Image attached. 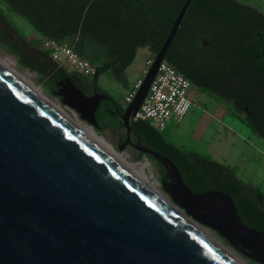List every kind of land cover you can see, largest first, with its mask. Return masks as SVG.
<instances>
[{"label": "water", "instance_id": "water-1", "mask_svg": "<svg viewBox=\"0 0 264 264\" xmlns=\"http://www.w3.org/2000/svg\"><path fill=\"white\" fill-rule=\"evenodd\" d=\"M191 3L185 0L120 115L126 140L118 150L151 156L165 171L161 187L174 208L247 259L264 264V233L241 222L230 197L193 193L168 158L130 138L131 116ZM57 86L54 96L99 128L95 114L108 97H86L69 79ZM0 264L237 263L0 66Z\"/></svg>", "mask_w": 264, "mask_h": 264}, {"label": "trees", "instance_id": "trees-1", "mask_svg": "<svg viewBox=\"0 0 264 264\" xmlns=\"http://www.w3.org/2000/svg\"><path fill=\"white\" fill-rule=\"evenodd\" d=\"M118 1L129 3L125 17L113 15L124 7L112 8L111 3ZM184 2L15 0L19 8L15 12L41 39L67 42L81 59L95 67L96 75L89 80L59 68L49 51L31 47L1 13L0 46L15 56L21 66L37 73L43 87L52 95L58 90L57 83L64 79H69L82 93L95 89L106 95L108 101L102 102L95 114L97 130L111 131L121 144L126 140L120 120L123 107L99 87L98 78L110 72L126 89L125 71L133 63L137 49L146 44L155 56ZM257 33L263 37L260 43L255 42ZM262 51L264 15L236 0H192L165 60L197 89L233 104L240 121L264 141V64L261 66L258 61ZM130 128L131 140L168 158L193 193L225 194L233 200L241 222L264 233V194L259 188L241 181L229 166L206 155L180 150L145 121H130ZM135 157L140 160L143 156L135 151ZM145 158L162 167L151 156Z\"/></svg>", "mask_w": 264, "mask_h": 264}, {"label": "rangeland", "instance_id": "rangeland-1", "mask_svg": "<svg viewBox=\"0 0 264 264\" xmlns=\"http://www.w3.org/2000/svg\"><path fill=\"white\" fill-rule=\"evenodd\" d=\"M236 1L251 8H255L259 12L264 14V0ZM0 10L4 14L6 19L13 25V27L23 35V37L31 47L42 49L41 37L33 30V28L27 23V21H25L19 15H15L11 10L6 9L2 2H0ZM147 57L148 55L146 50L141 49L137 53L133 63L129 66L127 72L125 71L128 82V86L126 89H124L119 83H117V81H115L110 72H105L98 78L99 87L107 92L113 99L118 101L121 106H124V96L127 93L128 89L132 86V84L141 77L140 72L141 69L145 66ZM0 58L3 60H7L9 65L15 72L17 71L19 75H21L23 78H25L27 81L41 90L48 99L64 109L71 118H77L81 123L91 127L90 125L82 121L75 113V111L64 106L58 97L50 94L43 87V84L40 82V76L37 73L31 72L27 68L21 66L18 63L17 58L7 53L5 48L1 46ZM187 95L191 100L192 105L186 115L180 122L171 120L167 124L164 131L161 132L162 136L167 142L172 143L182 151L196 152L198 154L200 153V155H206L218 163L226 164V166L233 164V162H231L229 159L226 160V156L231 155L234 158H243L245 160L254 157L256 161L262 160L261 166L264 167V149L261 151V154L256 149V146L249 147L248 143L243 142V139L245 140L249 137H251V139L254 141L255 139H257L259 142V147H262V145H264V141L258 138L246 124L238 120H232L230 118L232 113L230 105L225 104L208 92L197 89L193 85H191ZM217 127L218 129H216ZM91 128L95 130L94 132L98 136H103L102 138H104L115 151L124 156L129 162L147 164V167H145V174L147 178L151 183L154 184L157 191L169 203H171L170 198L162 190V172L161 168L158 165L150 162L145 157H141L140 160H137V158L135 157V151L131 148H127L124 152H120L118 150V146L120 144L119 139L111 131H100L93 127ZM232 169L235 171L237 170L236 168ZM238 178L243 182H248L244 181L245 177L240 178V176H238ZM259 189L264 194V183L259 187ZM197 226L205 233H207L216 243L218 242V244L224 250L231 254L241 264H258L252 260L247 259L236 250H234L213 230L201 225Z\"/></svg>", "mask_w": 264, "mask_h": 264}, {"label": "built area", "instance_id": "built-area-1", "mask_svg": "<svg viewBox=\"0 0 264 264\" xmlns=\"http://www.w3.org/2000/svg\"><path fill=\"white\" fill-rule=\"evenodd\" d=\"M42 50L49 51L53 62L69 74L85 78L96 75L95 67L81 59L67 42L43 38ZM153 61L154 56L146 59L145 66L140 72L141 77L132 84L124 96L123 110L133 101ZM191 85L189 79L164 59L140 109L131 116V121H145L157 132L164 131L171 120L180 122L192 105L187 95Z\"/></svg>", "mask_w": 264, "mask_h": 264}, {"label": "bare ground", "instance_id": "bare-ground-1", "mask_svg": "<svg viewBox=\"0 0 264 264\" xmlns=\"http://www.w3.org/2000/svg\"><path fill=\"white\" fill-rule=\"evenodd\" d=\"M0 66L7 71L11 76H13L17 81H19L23 86H25L29 91H31L34 95L40 98L43 102H45L48 106H50L53 110H55L58 114H60L63 118H65L69 123H71L74 127H76L79 131H81L86 137H88L92 142H94L98 147H100L105 153H107L113 160H115L120 166H122L128 173H130L136 180H138L142 185H144L148 190H150L154 195H156L161 201H163L166 205H168L174 212H176L181 218H183L187 223H189L193 228H195L198 232L204 235L207 239H209L213 244H215L219 249H221L225 254H227L231 259H233L237 264H241L237 259H235L231 254H229L226 250H224L218 242L216 243L207 233H205L202 229H200L195 223L191 222L187 219L182 212L174 208L156 189L153 183L147 178L145 174V167L147 164H139L129 162L124 156L115 151L112 146L102 137L98 136L91 127L81 123L77 118L73 119L67 112L62 109L60 106L52 102L48 99L41 90H39L36 86L31 84L21 75L15 72L12 67L9 65L7 60H3L0 58ZM76 116V115H75ZM142 163V162H141ZM150 165V164H149ZM154 178V177H153Z\"/></svg>", "mask_w": 264, "mask_h": 264}, {"label": "crops", "instance_id": "crops-1", "mask_svg": "<svg viewBox=\"0 0 264 264\" xmlns=\"http://www.w3.org/2000/svg\"><path fill=\"white\" fill-rule=\"evenodd\" d=\"M126 2L127 1H122V3H121L120 1H118L116 3H114V2L111 3L112 8L114 6H116V5H118V7L120 5L124 6L123 8H121V10L119 9L116 12H113V13H115V14H113V15H115V17H117V15H119V16L121 15L122 17H125L127 15L126 5L129 4V3H126ZM137 15L138 14L136 13L135 16H137ZM134 43H135V41H133V44ZM141 49H145L146 50L148 57L152 56L151 53L148 51L146 44H142L141 47H139L137 49L136 55ZM136 55H135V58H136ZM135 58H134V60H135ZM128 68H127V70H128ZM127 70H126V72H127ZM216 129H218V127ZM253 139H255V138H253ZM243 142L244 143H248L249 147H251V146L255 147L256 146V149L262 154L261 151L264 149V145H262L263 148L259 147L258 146L259 142H258L257 139H255V141H254V140L251 139V137H249V138H247L245 140L243 139ZM228 159L231 162H233L234 165L232 164V165H227V166L237 169L236 171L234 170L237 177L238 176H240V178L245 177L244 181L250 182L254 187H258L259 188L260 186L263 185V183H264V167L261 166L262 160L256 161L254 157L253 158H249L247 160H245L243 158H240V159L238 158L237 159V158H234L231 155H227L226 156V160H228ZM224 165H226V164H224Z\"/></svg>", "mask_w": 264, "mask_h": 264}, {"label": "flooded vegetation", "instance_id": "flooded-vegetation-1", "mask_svg": "<svg viewBox=\"0 0 264 264\" xmlns=\"http://www.w3.org/2000/svg\"><path fill=\"white\" fill-rule=\"evenodd\" d=\"M14 1L15 0H0V2H2L3 4H4V6H5V8L6 9H9V10H11L15 15H18L16 12H15V10L14 9H17L18 7L15 5V3H14ZM240 3V2H239ZM242 4V3H241ZM247 6V5H246ZM249 7V6H248ZM251 8V7H250ZM19 9V8H18ZM252 9H254V10H256L258 13H260V14H262V15H264L263 13H261V12H259L257 9H255V8H252ZM0 13L1 14H3L2 13V11L0 10ZM4 15V14H3ZM26 21V20H25ZM28 23V22H27ZM10 34H12V33H10ZM9 34V35H10ZM257 39L255 40V42H257V43H260V41L262 40V34L261 33H257ZM12 38H14V36H13V34H12ZM16 40V39H15ZM206 46V45H205ZM262 56H260L258 59V61H259V63H260V65L261 66H263V64H264V51H262ZM264 74V73H263ZM81 78H83V79H86V80H89V79H92V78H85V77H82V76H80ZM95 77V76H94ZM191 84L194 86V84L191 82ZM195 87V86H194ZM197 88V87H196ZM86 97H92V96H94L95 94H103V93H101V92H99L98 90H95V89H91V90H86V91H84V93H83ZM104 95V94H103ZM107 102L108 101V99L107 100H104V101H102V102ZM220 101H222V102H224L225 104H228V105H230V107H231V109H232V113H231V119H233V120H238V121H240V117H239V115H237V112H235V107H234V105L233 104H231V103H229V102H227V101H224V100H220ZM101 102V103H102ZM101 103H100V106H101ZM100 106H99V108H100ZM99 108H98V110H99ZM98 110H97V112H98ZM246 110V109H245ZM96 112V113H97ZM161 179H163L164 177H165V171L162 169V167H161Z\"/></svg>", "mask_w": 264, "mask_h": 264}]
</instances>
